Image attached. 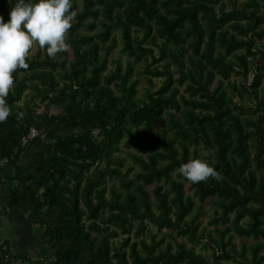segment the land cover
I'll list each match as a JSON object with an SVG mask.
<instances>
[{
    "label": "trees",
    "instance_id": "16d2710c",
    "mask_svg": "<svg viewBox=\"0 0 264 264\" xmlns=\"http://www.w3.org/2000/svg\"><path fill=\"white\" fill-rule=\"evenodd\" d=\"M228 1L230 10L225 0H72V59L32 48L0 122V163L15 169L4 207L28 208L44 255L33 262L4 244L2 255L31 264H264V0ZM0 3L7 21L12 5ZM115 29L128 64L105 74ZM140 62L151 82L142 97L132 79ZM153 77H164L157 90ZM32 128L39 134L24 142ZM32 149L26 169L20 161ZM202 156L218 175L183 178L181 163ZM208 199L219 210L211 223L223 225L210 237L212 258L193 245L205 236ZM232 230L253 245L238 249L226 238Z\"/></svg>",
    "mask_w": 264,
    "mask_h": 264
},
{
    "label": "clouds",
    "instance_id": "9594fccd",
    "mask_svg": "<svg viewBox=\"0 0 264 264\" xmlns=\"http://www.w3.org/2000/svg\"><path fill=\"white\" fill-rule=\"evenodd\" d=\"M9 19L0 14V122L12 114L7 102L17 69L29 67L31 49L38 44L50 57L69 48L67 33L74 12L72 0H9ZM22 117L23 113H19ZM208 153H204L207 156ZM190 158L181 163L178 172L183 178L198 183L218 173L206 158Z\"/></svg>",
    "mask_w": 264,
    "mask_h": 264
},
{
    "label": "rangeland",
    "instance_id": "374dc122",
    "mask_svg": "<svg viewBox=\"0 0 264 264\" xmlns=\"http://www.w3.org/2000/svg\"><path fill=\"white\" fill-rule=\"evenodd\" d=\"M78 1L81 5V0H78ZM237 1H238L237 4L240 5L241 2H244L246 0H237ZM258 1L261 3V0H258ZM225 3H226V9L230 10L233 6L232 2L225 0ZM262 29H264V26L262 27ZM82 31L86 32V30H82ZM94 31H96V30H94ZM113 36L116 38V40H115L114 45L110 46V48L111 47L112 48L109 50L110 54L108 55L107 70L105 71V74L109 73L111 70H114L118 63H120L122 65L123 70L127 67V64H128V59H129L128 54H126L122 51L123 42H122V37H121V31L119 29H115L113 31ZM39 50H41L42 56H44V54H43L44 49H41L38 44H36L33 47L32 54H34L35 52H37ZM67 51L69 54V59H72V51H71L70 45H69V48L67 49ZM67 67H68V65H67ZM143 69H144V63L143 62L137 63L135 65V69H134V73H133V77H132V79H138L139 80V85H138V90H139L138 96L139 97H142L144 95L145 91L151 86V82L149 81L150 78L144 74ZM171 69L175 70V66H172ZM175 75L177 76L178 74L175 73ZM251 79H252V76L249 78V81ZM151 80L154 83V90H157L162 85V83L164 82V77H160V78L153 77ZM231 80L232 81L235 80L237 83H241V81H243L242 77L237 76V75H233ZM225 84H227V83L225 82ZM183 88H184V86L181 87V90H183ZM34 92L35 91L32 89L27 90L23 96L22 103L25 101L26 98H30ZM252 102L253 101L248 100L247 104L249 105ZM43 109H44V107L41 105L39 107L38 111L41 112V111H43ZM60 110H62V109H60V107H57V106H53L51 108V112H53V113H56ZM32 151L36 153V150L32 149ZM27 154H30V152H27ZM119 154H121L122 156L125 157V160H126L125 163L127 164V166H129V164L131 162V158L128 156L127 151L122 148V150ZM28 158L30 160V156ZM28 162H30V161H28ZM26 169H28V168H26ZM117 187L119 188V183H117ZM187 192L189 194L193 195V191L189 190L188 187H187ZM197 203L200 204L199 201H197ZM216 211H219L217 206H215L209 199L204 202V204H203V215L201 218V225L199 228V233L200 232L203 233V231H204L205 236L203 237L202 241H199L198 243L193 244L195 246V249L197 250V252H199V253H201V254L209 257V258H212V254H213V248L211 246L210 237L216 236V229L217 228H219V229L223 228L222 224L216 225V224L211 223V220L215 216ZM151 229L153 230L154 233L158 234L159 236H161L165 233V230L164 231H158L154 225H151ZM230 236H233V241L237 243L238 249L241 248L242 240H245L248 243V245H253V243H254L253 238H242L234 230H232V232L230 234L226 235V238H229ZM147 239L149 240V238H147ZM179 239L181 240L182 238H179ZM186 240L188 241V239H186ZM168 241H170V238H168ZM220 253H221V251H220ZM249 254H250V252H249ZM40 255L41 256L44 255L43 252H42V254L40 253ZM233 261H234L233 259H231V260L230 259H222L221 262H222V264H232Z\"/></svg>",
    "mask_w": 264,
    "mask_h": 264
},
{
    "label": "crops",
    "instance_id": "0c3cea01",
    "mask_svg": "<svg viewBox=\"0 0 264 264\" xmlns=\"http://www.w3.org/2000/svg\"><path fill=\"white\" fill-rule=\"evenodd\" d=\"M25 153L21 166L29 168L35 154ZM30 156V160L28 157ZM30 161V162H28ZM14 166L9 162L0 163V245H5L12 254L27 256L34 261L40 259L43 250V229L28 217V208H5L6 187L13 181ZM41 256V257H40ZM0 264H31L28 261L14 260L0 253Z\"/></svg>",
    "mask_w": 264,
    "mask_h": 264
},
{
    "label": "built area",
    "instance_id": "2783aa9c",
    "mask_svg": "<svg viewBox=\"0 0 264 264\" xmlns=\"http://www.w3.org/2000/svg\"><path fill=\"white\" fill-rule=\"evenodd\" d=\"M38 134H39V131L36 130L35 128H32L31 131H30V134L28 136L24 137L23 141L27 142V141L35 138Z\"/></svg>",
    "mask_w": 264,
    "mask_h": 264
}]
</instances>
